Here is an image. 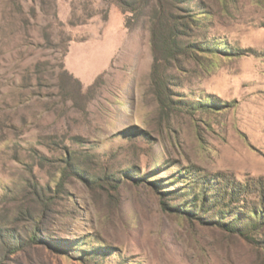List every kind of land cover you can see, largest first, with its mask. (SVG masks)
I'll return each mask as SVG.
<instances>
[{"label":"rangeland","instance_id":"374dc122","mask_svg":"<svg viewBox=\"0 0 264 264\" xmlns=\"http://www.w3.org/2000/svg\"><path fill=\"white\" fill-rule=\"evenodd\" d=\"M138 1L0 0V264H264L255 195L192 203L264 178V83L230 93L247 49L219 35L264 0H160L175 57Z\"/></svg>","mask_w":264,"mask_h":264},{"label":"trees","instance_id":"16d2710c","mask_svg":"<svg viewBox=\"0 0 264 264\" xmlns=\"http://www.w3.org/2000/svg\"><path fill=\"white\" fill-rule=\"evenodd\" d=\"M156 1L158 2L157 7L159 11L158 15L154 18V21H152L153 26L158 25L156 22H161L160 26L167 29L165 47L170 56L175 57L182 52L178 41V26L180 24V19L179 17H175L171 13H168L161 4L160 0ZM142 4L143 1L139 0L135 3L134 7H140ZM152 38L154 39V30ZM246 54L254 55L255 52L250 49L241 51L238 50L235 55L242 56ZM198 187L200 188V197H196L192 203L195 204L194 202H198L201 209L204 210L207 201L211 200L213 203L212 205L214 206L213 208H217L218 213L225 214L231 211V208L233 210V207L235 208V206H239L240 202L244 204L243 206H247L248 197L250 195H255L257 197V202H252V207H250L247 211L255 218L256 224L264 220V178L251 179L244 184H240L223 175H217L216 178L211 180L209 183H205V181L198 182ZM209 190H212L215 193L210 195ZM225 228L228 231L235 230L232 226H227ZM236 232L245 240L249 242L252 240V237L246 233L242 231Z\"/></svg>","mask_w":264,"mask_h":264},{"label":"clouds","instance_id":"9594fccd","mask_svg":"<svg viewBox=\"0 0 264 264\" xmlns=\"http://www.w3.org/2000/svg\"><path fill=\"white\" fill-rule=\"evenodd\" d=\"M219 35L232 47L240 49L264 48V28H252L237 23L233 24L230 30L220 31ZM239 59L241 70L239 75L235 76L229 84L230 93L236 92L239 94L241 91H247L249 88L264 83V68L261 66L264 61L251 54L243 55ZM205 91L210 95L224 98L219 92H209L206 88Z\"/></svg>","mask_w":264,"mask_h":264}]
</instances>
